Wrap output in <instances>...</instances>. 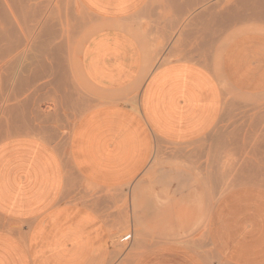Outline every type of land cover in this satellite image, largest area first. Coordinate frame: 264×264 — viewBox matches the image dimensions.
<instances>
[{"label": "crops", "instance_id": "0c3cea01", "mask_svg": "<svg viewBox=\"0 0 264 264\" xmlns=\"http://www.w3.org/2000/svg\"><path fill=\"white\" fill-rule=\"evenodd\" d=\"M79 1L109 26L83 47L84 77L117 100L78 121L69 161L95 185L172 209L149 206L147 239L119 249V217L110 231L61 201L60 153L15 137L0 143V215L16 226L0 228V264H264V35L239 37L219 58L185 48L155 61L125 22L150 0Z\"/></svg>", "mask_w": 264, "mask_h": 264}, {"label": "rangeland", "instance_id": "374dc122", "mask_svg": "<svg viewBox=\"0 0 264 264\" xmlns=\"http://www.w3.org/2000/svg\"><path fill=\"white\" fill-rule=\"evenodd\" d=\"M2 1L7 3L3 2V4H1L4 8L2 11L7 13L11 10L10 12L13 14L11 13L10 15V12L7 13L10 21H12L8 24L10 27H7V25H1V27L4 28V30L7 28H10L7 30L14 28L16 30L12 31H17V35L24 32L25 35L28 34V36L26 35L27 38L31 35V37L28 38L30 44L39 42V39L42 38L40 35V33H42L41 29L43 30L44 26H52V28L56 29L54 43L59 44L58 52L60 59L58 62L59 67L57 65V68H59V73L57 72V74L58 76H63V82H59V77L57 76L55 79L56 81H53L55 75L53 76L49 69L41 76L42 79L39 78L37 80L33 78L36 65H34L35 61L32 60L37 57L39 58L37 61H47L45 63L48 64L49 62L47 59L45 60L44 57H42L44 60H42V58L40 59L42 50L38 48L37 51L35 50L34 52L33 49L35 46L33 47V45H31L30 48L33 52L29 54H31V56L34 55L32 58L30 57L31 59L29 61L24 63L25 67L23 66V72L21 73V78L23 80L30 79V84L27 85L29 88L25 85L26 88L23 87L22 90L15 91L12 89L13 86H11V84H13V82L10 80L6 87L8 90L4 92L2 89L3 92L0 96V102L3 100L5 105H3L2 102V104L0 103V127H2L0 129V143L21 136L36 137L49 143L60 153L61 157L66 160L69 183L63 194L62 202L72 203L76 206L80 205L95 211L103 219H107L111 224V227L109 226L110 231L112 230L111 228L116 229L115 224H117L119 217V223H125L124 229L119 231L118 235L114 237V239L117 240L114 243L119 249H127L131 246V243L136 245L147 239L148 230L146 219L149 206L152 208L156 206V208L162 209L161 212L165 211V207L168 212L169 209H172V206L139 205L138 197L134 194L135 188H108L95 185L86 180L82 174L73 167L68 158L70 136L78 121L92 108L117 100L115 97L105 94L93 87L85 79L80 66V55L83 51V47L94 35L93 33L96 29L103 23H100L97 17L82 8L76 0H19V3L17 0ZM14 2H16V4H14ZM263 2L264 0L259 1V3H255L254 0H150L148 5L139 14L125 20V22H128L127 31L139 41L147 52L150 54L152 53L151 56L155 58V61H159L160 58H163L165 53H167L168 56L170 54V57H175L177 53L185 51V48H187L188 57L201 58V60L209 57L219 58L226 48L239 37L248 34L264 35ZM0 3H2L1 0ZM76 3L79 6L76 5ZM259 4L261 6H259ZM1 6L0 11L2 8ZM202 8L203 10H207L205 11L206 14ZM211 8L213 11L210 10ZM18 10L19 12L21 11L22 14L19 15V12H17ZM218 11L224 12L220 13ZM218 13L219 15H223L219 17ZM227 13L233 15L230 20L228 19L230 17L229 14V17H226ZM16 14L17 17L19 15L21 18L24 16L27 19L25 22H22L25 18L20 20L21 18L17 19L16 17L15 22V17H12V19L10 16H15ZM33 20H35V22ZM30 22L34 24L31 23L29 25ZM12 24L19 25L11 27L13 26ZM16 26H21V28L18 29ZM26 27L29 30L25 29L27 33L25 31H19L24 30ZM38 34L40 36H38ZM34 35H36L38 41H34ZM9 39L7 40L11 41V43L14 41L12 37H9ZM31 40L33 42H30ZM156 46L157 48H155ZM150 47L153 48L150 49ZM36 48L37 47H35V49ZM9 52L10 54L12 53L11 48ZM46 65H41L40 67L44 70V66L46 67ZM15 66H9L11 67V69H9V74L12 73L11 76H8L9 79L14 75L15 71L12 68ZM11 70L13 72H11ZM47 73L50 76H48ZM31 79H33L32 82ZM37 85L41 90H39L41 96L38 97H36V95L39 94L34 92ZM53 90H55V92ZM52 91L53 93H51ZM67 93L70 94L68 95ZM66 95L68 97H66ZM6 96L7 99H5ZM70 98H72V100L74 99L72 104L70 103ZM86 98H89V101H87L88 99ZM65 100L66 103L70 105L69 107L68 104L66 107ZM5 101L7 103H5ZM82 101L83 103H81ZM1 107L4 108V110L2 109L1 111ZM55 113L58 114V116L62 113V119H60V116L58 117L60 120H57L55 125L53 124L51 127H46L44 120ZM64 115L65 117H63ZM226 136L227 131L225 130V137ZM172 151L178 152V149L173 148ZM157 168V162L155 161L151 169ZM131 197L133 198V205H129ZM206 206L208 209L211 205ZM0 222V227L2 229L10 228L8 230H12L14 227L1 215ZM130 234L133 235L132 240L121 243V239ZM216 261L219 260L217 259ZM219 264L222 263L219 262Z\"/></svg>", "mask_w": 264, "mask_h": 264}, {"label": "bare ground", "instance_id": "6f19581e", "mask_svg": "<svg viewBox=\"0 0 264 264\" xmlns=\"http://www.w3.org/2000/svg\"><path fill=\"white\" fill-rule=\"evenodd\" d=\"M12 1V0H11ZM14 1V0H13ZM18 1V3H19V0H17ZM246 1V0H245ZM259 1H261V0H254V2L255 3H259ZM1 2L2 3H0V6H1V4H3V2L4 1H2L1 0ZM76 2L78 3V4H80V6H82V8H84L88 13H90L82 4H81V2L79 1V0H76ZM251 2V1H250ZM4 3H6V2H4ZM11 3V2H10ZM76 3V5H78ZM179 3V2H178ZM220 3V2H219ZM264 3V2H263ZM7 4V3H6ZM12 4V3H11ZM10 4V5H11ZM14 4H16V2H14ZM241 4V3H240ZM250 4V3H249ZM252 4V3H251ZM260 4H261V2H260ZM259 4V6H261ZM23 5V4H22ZM176 5V4H175ZM208 5V4H207ZM253 5H255V4H253ZM252 5V6H253ZM79 6V5H78ZM177 6H179V5H177ZM182 6V5H181ZM184 6V5H183ZM203 6H205V5H203ZM210 6V5H209ZM209 6H208V8H209ZM258 6V5H257ZM2 7V6H1ZM6 7V6H5ZM8 7H9V5H8ZM176 7V6H175ZM188 7V6H187ZM214 7H215V5H214ZM250 7V6H249ZM264 7V6H263ZM207 8V7H206ZM219 8V7H218ZM256 8V7H255ZM4 8L2 7L1 8V11H0V96L2 95V92L4 91V92H6L7 90H8V88H6L7 87V84H8V82L11 80V82H13V84H11V86H13L12 87V89H14L15 91H20V90H22V88L24 87V88H26V87H28L27 85L28 84H30V79H22L21 78V73L23 72V66H24V63H26V61H29L31 58H32V56L34 55H32L31 56V54H29L30 52H33L32 50H31V48H30V46L31 45H33V47L35 46V47H37L36 49H35V47H34V52H35V50L37 51V49L38 48H40V50H42V56L40 57V59L42 58V57H44V59L46 60H48V62H49V64L48 63H45V62H47V61H37V59L39 60V58H37L36 57V59H34V60H32V61H35L34 62V65H36V69H35V72H34V74H33V78L34 79H39V78H41V76L45 73V72H47L48 71V69L51 71V73H52V75L54 76V80L53 81H56L55 79H56V76L57 77H59L60 78V76H58V74H57V72H58V70H59V68H57V65H58V67H59V64H58V62L60 61V59H59V50H58V48H59V44L58 43H54V40H55V30L56 29H54V28H52V26L50 27V26H44V28H43V30L41 29V27H40V29H41V31H42V33H40L39 31V33H40V35H41V37L42 38H40L39 39V42H37V43H29V37H31V35H29V37L27 38L26 37V35L28 36V34H24V32L23 33H20V35H17L18 34V32L17 31H12V30H16V29H14V28H12L11 30H7V29H10V28H7V29H5L4 30V28H2L1 27V25H7V27H10V26H8V24L9 23H11L12 21H10V19H9V16H8V14L7 13H9L11 10H9V12H3L2 10H3ZM16 9V8H15ZM14 9V10H15ZM17 9H18V7H17ZM19 9H20V7H19ZM184 9V8H183ZM232 9V8H231ZM253 9V8H252ZM256 9H258V8H256ZM255 9V10H256ZM25 10H27V9H25ZM202 10H203V8H202ZM209 10V9H208ZM210 10H212L213 11V9L211 8ZM84 11V10H83ZM86 11H84V12H86ZM204 11V13H205V11H207L206 9H204L203 10ZM211 11V12H212ZM17 12H19V10L17 11ZM23 12H25V11H23ZM211 12H210V14H211ZM218 12H220V13H223L224 11H218ZM251 12H253V11H251ZM255 12V11H254ZM11 13L12 12H10V15H11ZM13 14V13H12ZM20 14H22V12L20 11L19 12V15ZM91 14V13H90ZM206 14V13H205ZM229 13H227L226 14V17H229V15H230V17L228 18L229 20H230V18L233 16V15H231V13L228 15ZM264 14V13H263ZM18 15V17H17V14L15 15V16H10L11 18L12 17H15V22H16V17H17V19H19V18H21L20 16ZM29 15V14H28ZM35 15V14H34ZM213 15H214V13H213ZM218 15H219V13H218ZM223 15V14H222ZM222 15H219V17H221ZM22 16V15H21ZM25 16H27V15H25ZM31 16H32V14H31ZM38 16V15H37ZM211 16V15H210ZM23 18H25L22 22H25V20L27 19L26 17H24V16H22ZM23 18H21L20 20H22ZM33 18V17H32ZM13 19V18H12ZM28 19H31V18H28ZM32 20V19H31ZM180 20V19H179ZM14 21V20H13ZM34 22H35V20H33ZM14 22V23H15ZM178 22V21H177ZM31 23H33V22H30L29 23V25L31 24ZM108 23V22H107ZM110 23V22H109ZM176 23V22H175ZM34 24V23H33ZM32 24V25H33ZM112 24V23H111ZM126 24V23H125ZM13 25V24H12ZM15 25H19V24H14L13 26H11V27H15ZM26 25H28V24H26ZM25 25V26H26ZM40 25V24H39ZM24 26V25H23ZM43 26V25H42ZM16 27H18V26H16ZM106 27H109L107 24H101L97 29H96V31L93 33V34H95V33H97V32H100L101 30H103V29H105ZM5 28H6V26H5ZM19 28H21V26H19L18 27V29ZM37 28H38V26H37ZM180 28V27H179ZM25 29L26 30H28L27 29V27L26 28H24V30H19V31H25ZM29 29H30V27H29ZM31 29H32V27H31ZM39 29V28H38ZM34 30V29H33ZM29 31V30H28ZM32 31V30H31ZM30 31V32H31ZM159 31V30H158ZM26 32V31H25ZM34 32V31H33ZM27 33V32H26ZM29 33V32H28ZM22 34V35H21ZM36 34H37V32H36ZM39 34H38V36H40ZM35 36V39H34V41L35 40H37L38 41V39H36V35H34ZM9 37L11 38H13L14 39V41L11 43V41H9V40H11V39H9ZM33 37V36H32ZM7 39H9V40H7ZM12 39V40H13ZM161 41V40H160ZM30 42H33L32 40L30 41ZM160 43V42H159ZM171 44V43H170ZM153 45V44H152ZM151 45V46H152ZM156 45H157V43H156ZM160 45H161V43H160ZM8 47H10L11 49H12V53L10 54V52H9V49L10 48H8ZM151 48H153V47H150V49ZM155 48H157V46L155 47ZM160 48H161V46H160ZM155 50V49H154ZM153 50V51H154ZM152 51V50H151ZM150 51V52H151ZM37 53V52H36ZM147 55H152V53L150 54L149 52H148V54ZM168 56V55H167ZM170 56V55H169ZM173 56V55H172ZM31 57V58H30ZM43 58H42V60H44ZM59 59V60H58ZM168 59V58H167ZM7 62H9V63H7ZM45 63V64H44ZM12 64H15V65H17V66H15V65H12ZM31 64V63H30ZM47 64V65H46ZM15 66L14 68H12L15 72H16V74H15V72H14V75H13V77L12 78H8V76H11V74H9V69H11V67H9V66ZM41 65H46V67L44 66V70L40 67ZM26 66H29V65H26ZM32 66V65H31ZM30 66V67H31ZM25 67V66H24ZM49 67V68H48ZM34 68V67H33ZM42 70H41V69ZM30 70V69H29ZM34 71V70H33ZM11 72H13L12 70H11ZM59 73V72H58ZM9 74V75H8ZM32 75V74H31ZM47 75H48V73H47ZM48 76H50V75H48ZM20 77V78H19ZM30 77V76H29ZM19 79V80H18ZM42 79V78H41ZM52 78L50 77V80H51ZM33 81V79H31V82ZM52 81V80H51ZM53 83V82H52ZM50 84V83H49ZM56 84V83H55ZM25 85H26V87H25ZM50 86V85H49ZM53 86V85H52ZM54 87V86H53ZM56 87V86H55ZM29 88V87H28ZM50 88V87H49ZM2 89H3V91H2ZM51 89H53V88H51ZM51 89H50V91H51ZM54 89H56V88H54ZM40 89H39V86L37 85L36 86V89H34V92L35 93H37V94H39V95H36V97H38V96H41V94H40V91H39ZM54 92H55V90H53ZM53 91L51 92V93H53ZM11 93V92H10ZM4 94H6V93H4ZM3 94V95H4ZM55 94V93H54ZM68 95L70 94V93H67ZM83 94V93H82ZM85 94V93H84ZM8 95V94H7ZM64 95V94H63ZM5 96V95H4ZM3 96V97H4ZM45 96V95H44ZM74 96V95H73ZM84 96V95H83ZM86 96V95H85ZM141 96V95H140ZM66 97H68L67 95H66ZM69 97H71V96H69ZM89 97V96H88ZM73 98V97H72ZM72 98H70L71 99V101H70V99H69V101H70V103L72 104V101L74 100H72ZM136 98V97H135ZM5 99H7V96H6V98ZM81 99V98H80ZM86 99H88L87 101H89V98H86ZM0 100H1V98H0ZM62 100V99H61ZM82 100V99H81ZM80 100V101H81ZM7 101V100H6ZM5 101V103H7ZM2 103H3V100L1 101ZM0 102V103H1ZM1 103V104H2ZM81 103H83V101L81 102ZM65 104H66V107H67V104L68 103H66V100H65ZM3 105H5L4 103H3ZM3 105H2V107H3ZM82 105V104H81ZM1 106V105H0ZM70 105L68 104V107H69ZM1 107V111H2V109L4 110V108H2ZM6 107V106H5ZM65 107V106H64ZM135 107V106H134ZM62 108V107H61ZM137 108V107H136ZM60 109V108H59ZM59 109H58V111H59ZM63 110V109H62ZM68 111V110H67ZM70 111V110H69ZM58 113V112H57ZM62 113H64V112H62ZM61 113V115H63ZM4 114V113H3ZM59 114V113H58ZM58 114H52L51 116H49V118H46L45 120H44V124H45V126L47 127H51V125H55L56 124V122H57V120H60V119H62V116L61 115H59L58 116ZM1 115V114H0ZM61 116V117H60ZM58 117H60V119H58ZM63 117H65V115L63 116ZM1 122V121H0ZM2 127H0V129H1ZM4 128V127H3ZM38 135H39V133H38ZM223 167V166H222ZM227 170V169H226ZM1 223V222H0ZM22 226V225H21ZM5 227V226H4ZM9 227H10V225H9ZM14 227H16L15 225H14ZM13 227V228H14ZM18 227V226H17ZM1 228V227H0ZM19 228V227H18ZM18 228H16V229H18ZM8 229H10V228H8ZM11 231H15V230H10V232ZM19 231H20V229H19ZM18 231V232H19ZM20 233V232H19Z\"/></svg>", "mask_w": 264, "mask_h": 264}, {"label": "built area", "instance_id": "2783aa9c", "mask_svg": "<svg viewBox=\"0 0 264 264\" xmlns=\"http://www.w3.org/2000/svg\"><path fill=\"white\" fill-rule=\"evenodd\" d=\"M131 240H132V234H130V235L124 237L123 242L131 241Z\"/></svg>", "mask_w": 264, "mask_h": 264}]
</instances>
